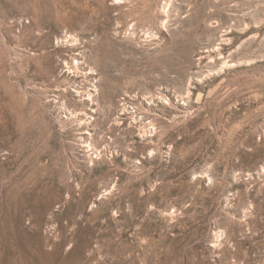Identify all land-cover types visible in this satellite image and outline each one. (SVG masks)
<instances>
[{"label":"rangeland","instance_id":"374dc122","mask_svg":"<svg viewBox=\"0 0 264 264\" xmlns=\"http://www.w3.org/2000/svg\"><path fill=\"white\" fill-rule=\"evenodd\" d=\"M0 264H264V0H0Z\"/></svg>","mask_w":264,"mask_h":264}]
</instances>
